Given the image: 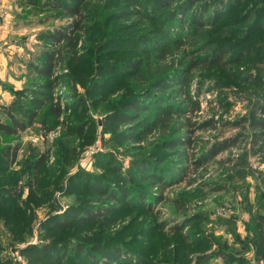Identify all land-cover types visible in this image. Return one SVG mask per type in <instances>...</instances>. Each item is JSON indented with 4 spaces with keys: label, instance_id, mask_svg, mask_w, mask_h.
I'll return each mask as SVG.
<instances>
[{
    "label": "rangeland",
    "instance_id": "rangeland-1",
    "mask_svg": "<svg viewBox=\"0 0 264 264\" xmlns=\"http://www.w3.org/2000/svg\"><path fill=\"white\" fill-rule=\"evenodd\" d=\"M24 1L26 0L0 1L3 7L0 13L4 16L0 21V122L11 124L10 117L13 116L25 124L24 130L19 129L13 135L0 133V158L8 148H19L14 162L10 159L11 164L0 165V188L9 189L10 185H16L21 177L18 184L20 187L17 188L19 193L3 196L5 201L0 202V264H29L27 258L21 253L23 248L48 245L54 240L55 231H50L43 225L52 215L60 213L57 200L63 206V210L75 204L76 197L82 195L85 184V179L79 174L81 172L102 174L108 170L111 166L104 162L105 156L110 155L109 160L115 159V165L121 168L122 173L126 172L131 162L150 157L152 153L156 154L157 160L160 158L163 165L178 166L186 158H199L218 142L232 139L237 135L244 137L237 145L219 153L215 159L210 160L209 164L200 169L196 174L198 182L195 185L188 186L186 183L188 179L184 176L185 182L181 180L173 183L164 195L167 198L186 200L191 208L190 216L193 220L185 225L183 241L188 243L186 236L193 228L191 231L194 236L190 237V241L194 242L191 245L194 252L190 262L186 260V264H197L195 260L197 256L212 254L218 250L227 251L235 259L234 262L215 257L202 264H237L238 258L245 260V264H257L259 259L257 261L252 250L253 242L249 240L258 235L249 227V222L252 212L262 211L264 208V202H261L264 199V139L256 144V137L251 129L223 127L224 122L238 123L245 117L253 120L250 116L253 104L260 102L264 106V52L260 49L264 47V30L248 39V30L254 18L244 20L243 17L249 12L251 6L247 8L246 5H240L237 11L231 13L221 11L214 25L208 23L196 31L195 34L199 37L195 44L186 45V53L193 57L191 59H196L203 54L199 47L208 46L213 51L219 47L218 45L225 44L228 47L226 59L239 58L240 61L238 66L229 67V71L219 72L217 77L215 75L211 77L220 80L222 85L219 89L216 90L215 81L210 80L204 86V92L197 97L201 104V111L190 113L189 117L192 121L199 126L210 120L220 123L217 130L193 131L196 143L194 147H185L189 151L182 161V157L173 156L174 153H169V149L162 151L159 149L161 139L158 135L141 143L120 140L119 136L128 131L131 125L106 127L104 119L120 110L125 102L136 95L138 89L139 83L129 79L125 81L120 71L111 73L114 77L99 91L90 93L88 89H80L84 96V101H80L79 98L69 97L71 90L67 83L68 79L63 77L67 71L62 64L53 72L56 87L51 104L46 105L45 108L39 107L30 111L29 99L33 98L31 89L34 88L33 83L50 80V78H43L35 70L44 64L45 52L52 50L48 47V42L42 38V33L55 26H61L67 21L54 20L49 17L54 14V11H41L36 8L34 10ZM180 1L188 0H179L171 9H160L155 19L149 16L154 11L150 3L143 0H139L137 4L133 2L127 9L130 10L131 15L125 21L113 23L111 28L113 32L110 36L139 37L150 30L161 29L164 19L169 17L168 13L172 12ZM206 1L214 5L209 6L204 18H213L217 14V6L221 4L219 2L221 0ZM109 3L110 1L107 2V0H91L84 7L88 30L82 34L79 48L83 56L90 59L91 65L86 67L88 72L93 73L104 63H124L137 55L136 51H113L116 49L113 45V47L110 45L101 47L104 31L103 28L100 30L101 22L95 12L97 8ZM161 12H165L164 18ZM144 14L148 18H145ZM191 14L192 11L187 13L188 22H191ZM44 20L47 21L44 22ZM187 27L189 26L186 25L185 28ZM92 28L100 30V33L91 30ZM250 48H253L252 54L241 56ZM92 49L96 52H90ZM100 71L97 73H101L102 78L108 76L102 73L103 70ZM207 76H211V71L205 70V66L202 65L201 69L193 73L190 87L193 94H196L198 90L200 78L205 79ZM166 91L162 92V98L170 100V90ZM74 102L83 103L75 111L63 113L59 117L51 116L48 112L50 106L58 104L66 107V104ZM210 102L213 103L210 104ZM219 102H223L222 105ZM20 105L29 110L26 119H23ZM32 115H35L34 118L30 117ZM148 115L150 114L145 116ZM152 115L157 118L156 113ZM261 118L264 119V116ZM180 124L182 121H179V126ZM79 127L84 128L81 135L76 134ZM224 158H230L233 162L241 161L243 167L232 170V165L217 164L218 160ZM157 160L155 159L156 162ZM38 162H41L39 178L36 177L34 170ZM175 174L177 175L173 177V180H180L181 176L176 172ZM246 174H248L247 178L243 179ZM21 190H23L22 193H20ZM66 191L69 195L63 196ZM155 207L156 211L164 210L163 215L157 216L155 223L179 218L172 216L175 207L168 202L161 204L157 202ZM136 213L137 211L129 210L128 215L118 216L112 225L109 223L99 225L100 221H94L92 225H83L86 229L79 228L78 231L81 233L77 237L85 238L86 235L92 236L93 233L96 235L106 230L114 233L115 237L117 232L122 234L114 241L128 242L136 230L135 226L130 228L138 218H135ZM222 220H231L233 225H224ZM124 229H127L126 233H123ZM167 230L168 228L164 230L165 234H168ZM199 231L202 234L196 235ZM75 234L73 230L70 236ZM169 236L172 237L164 240L170 241L173 248L175 239L173 235L169 234ZM204 237L211 243L204 244L197 250L196 243ZM64 238H56V241L58 239L63 241ZM152 245L153 241L148 248H142L137 243L129 247L142 252L155 251L156 247H163L159 249V252L164 249V246L153 247ZM156 252L157 250L155 254ZM167 257L166 255L162 258L155 257V259L165 260ZM261 262H264V259Z\"/></svg>",
    "mask_w": 264,
    "mask_h": 264
},
{
    "label": "trees",
    "instance_id": "trees-1",
    "mask_svg": "<svg viewBox=\"0 0 264 264\" xmlns=\"http://www.w3.org/2000/svg\"><path fill=\"white\" fill-rule=\"evenodd\" d=\"M26 1H24L25 4L34 10L54 11V14L49 16L54 20L67 21L61 26H55L53 29L42 33V38L48 42V47H51L52 50L45 52L46 60H44V64L35 70L43 78H50V80L33 83L34 88H31L33 98H28L31 105L30 111L39 107L45 108L46 105L51 104L56 87L53 72L55 68L62 66V64H64V69L67 71L63 74V77L68 79L67 83L71 90L69 97L73 99L79 98L80 101H84V96L81 94L80 89H88L90 93L99 91L101 87L114 77L111 73L120 71L125 81L129 79L139 83L138 89L136 95L125 102L120 110L104 119L106 127L111 125H131L128 131L123 132L119 136L120 140H131L141 143L152 136L158 135L161 139L159 149L161 151L169 149V153H174L173 156L182 157V161L184 157H187V152L189 151L185 147H194L196 143L193 131L217 130L220 123L216 120H210L199 126L192 121V118L189 117L190 113L201 111V104L197 97L204 92L203 88L210 80L215 81L214 87L216 90L219 89L222 83L217 80L218 78L211 77L213 75L217 77L216 75L219 72L229 71V67L238 66L237 64L240 61L239 58L226 59L228 47L225 44L218 45L219 47L213 51L208 46L199 47L198 49L203 54L196 59H191L193 57L186 53V45L195 44L196 39L199 37L195 34L196 31L208 25V23L214 25L221 11L231 13L232 11H237V7L240 5H246L247 8L251 6L249 12L243 17L244 20L254 18L248 30V39L264 30V0H221L219 1L221 4L217 6V14L213 18H204L209 6L214 5L213 3L206 0H188L186 2L180 1L173 11L168 13L169 17L164 19L161 29L150 30L147 34L139 37H113L110 36L113 32L111 30L112 24L125 21L131 15V12L129 13L130 10L127 9L133 2L134 4L139 3V0H107L110 3L97 8L95 12L101 22L100 30L103 28L104 31L102 33L104 39L102 38L101 40V47L116 46L113 51H136L137 55L125 61L126 63H104L92 73L86 69L91 63L90 59L85 58L87 56H83V52L79 48L82 34L88 30L84 7L91 0ZM143 1L150 3L149 5L154 11L149 16L155 19L157 13H160V9H171L179 0ZM199 4L200 6H197ZM190 11H192L191 22H188L186 17ZM161 15L164 18L166 14L161 12ZM144 17L148 18L146 14H144ZM46 21L44 20V22ZM186 25L189 27L185 28ZM91 30L100 33V30H95L94 28ZM109 36L110 38H105ZM260 49L264 52V47ZM92 51L96 52L93 49L90 52ZM252 52L253 48L247 49L241 56L252 54ZM201 65L205 66V70L211 71V76H207L205 79L200 78L198 90L196 94H193L192 90H190L192 75L195 71L201 69ZM99 70H101L100 72L103 70L102 73L108 76H103L104 78H102L101 73H97ZM166 90H170V100L162 98V92ZM24 102L27 101L24 100ZM82 103L74 102L73 104H66V107L56 104L53 107L50 106L48 112L51 116L59 117L63 113L75 111ZM220 103L222 105L223 102ZM22 105L19 106V109L23 119H26L29 110L23 108ZM263 107L260 102H256L250 112L253 120L245 117L238 123L224 122L223 127L242 130L251 129L255 134V143L257 144L264 139V119L261 118L264 116ZM154 113H156L157 118L153 117L152 114ZM146 114L150 115L146 117ZM34 116L30 117L34 118ZM10 118L12 120L11 124L0 122V133L13 135L19 129H25L23 121L13 116ZM179 121H182L180 126ZM83 132L84 128L79 127L76 134L81 135ZM243 137L237 135L232 139L218 142L199 158H186L178 166L174 164L163 165L164 163L160 162V158L157 160L158 158H155L156 154L152 153L150 157L131 162L126 172L122 173L121 168L115 165V159L109 160L110 155L105 156L104 162L111 167L102 174L81 172L79 176L85 179L82 195L77 196L76 203L69 208H65L63 212L57 205L60 213L52 215L49 220L44 222V227L50 231H55L54 240L44 246L25 247L21 253L27 258L29 264H186V260L190 262V257H193L194 252L191 247L194 242L193 240L190 241V237L193 238L194 236L191 231L193 228L190 229L189 235L187 234L186 236L188 243L183 241L185 240V236H183L185 231L183 230L185 225L193 220L190 216L191 208L186 200L167 198L164 194L173 183L180 182L185 178L188 179L186 181L188 186L195 185L198 182L196 174L200 169L209 164L210 160L215 159L219 153L228 151L231 147L237 145ZM18 151V147L8 148L2 153L0 158V163L2 164L0 165L11 164L10 159L14 162ZM217 164L220 166L232 165V170L243 167L241 161L236 160L233 162L230 158L220 159ZM40 167L41 162H38L34 167L38 178ZM175 172L181 176L178 181L177 179L173 180V177L177 175ZM247 176L248 174L243 176V179L247 178ZM20 179L16 185H10L9 189L0 188L1 203L5 201L2 198L3 196L19 193L17 188L20 187L18 186ZM183 181L185 182V180ZM22 192L23 190L20 191V193ZM68 195L67 191L63 194V196ZM157 202L160 204L168 202L173 205L175 211L172 216L179 218L155 223L157 218L163 215L164 211L155 210ZM261 202H264V199ZM129 210L137 211L135 218H138L130 226V228L135 226L136 230L128 242L114 241L116 237L122 234L117 232L115 237L114 233H109L106 230L96 235H93L94 233L92 236L86 235L85 238L77 237L81 233L78 231L80 230L79 228H85L83 225H92L94 221H100L99 225L108 223L112 225L118 216L128 215ZM75 224L77 225L76 227L72 226ZM222 224L232 226L233 222L231 220H222ZM249 227L258 235V237L250 238L249 241L253 242L254 247H252V250L257 261L259 259L258 263H261V260L264 259V208L262 211L252 212ZM94 228L95 225L93 226ZM166 228H168V234L164 233ZM127 229H124L123 233H126ZM73 230L76 234L71 237ZM169 234L173 235V239H175L173 248H171L172 243L170 241L167 240L168 242H166L164 240L172 237ZM201 234V231L196 233V235ZM64 237L67 239L65 240ZM56 238H64V240L58 239L56 241ZM207 239L206 237L201 238L196 243L197 250L204 244L208 245L211 243ZM152 241L153 247L164 246L162 252H159V249L163 247H156V254L153 250L142 252L132 250L129 247L137 243L142 248H148ZM166 255L168 257L165 260L155 259V257L160 258L161 256L162 258ZM230 255L225 250H218V252H213L212 254L197 256L195 260L197 264H202L219 257L233 263L235 259ZM245 262V260L236 259L237 264H245Z\"/></svg>",
    "mask_w": 264,
    "mask_h": 264
},
{
    "label": "crops",
    "instance_id": "crops-1",
    "mask_svg": "<svg viewBox=\"0 0 264 264\" xmlns=\"http://www.w3.org/2000/svg\"><path fill=\"white\" fill-rule=\"evenodd\" d=\"M0 1H5V0H0ZM1 3V2H0ZM2 9H3V7L1 6V4H0V11H2ZM4 18V16H3V14H1L0 13V21H1V19H3ZM264 262H261V263H257V264H263Z\"/></svg>",
    "mask_w": 264,
    "mask_h": 264
},
{
    "label": "water",
    "instance_id": "water-1",
    "mask_svg": "<svg viewBox=\"0 0 264 264\" xmlns=\"http://www.w3.org/2000/svg\"><path fill=\"white\" fill-rule=\"evenodd\" d=\"M57 204L59 205L61 212H63V207L61 206V204L59 203V201L57 200Z\"/></svg>",
    "mask_w": 264,
    "mask_h": 264
}]
</instances>
